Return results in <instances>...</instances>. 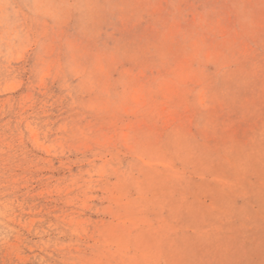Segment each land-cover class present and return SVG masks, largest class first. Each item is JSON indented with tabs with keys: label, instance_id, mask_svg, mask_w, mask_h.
I'll use <instances>...</instances> for the list:
<instances>
[{
	"label": "rangeland",
	"instance_id": "374dc122",
	"mask_svg": "<svg viewBox=\"0 0 264 264\" xmlns=\"http://www.w3.org/2000/svg\"><path fill=\"white\" fill-rule=\"evenodd\" d=\"M0 264H264V0H0Z\"/></svg>",
	"mask_w": 264,
	"mask_h": 264
}]
</instances>
